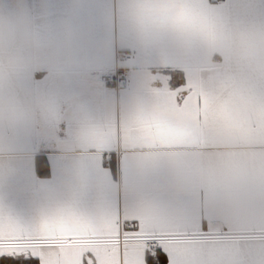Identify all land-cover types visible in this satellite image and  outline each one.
<instances>
[{
  "label": "crops",
  "instance_id": "1",
  "mask_svg": "<svg viewBox=\"0 0 264 264\" xmlns=\"http://www.w3.org/2000/svg\"><path fill=\"white\" fill-rule=\"evenodd\" d=\"M143 2L0 0V209L39 225L45 264L114 246L117 217L141 222L138 246L264 264V116L238 87L217 94L264 81V0H184L198 10L180 27Z\"/></svg>",
  "mask_w": 264,
  "mask_h": 264
},
{
  "label": "snow or ice",
  "instance_id": "2",
  "mask_svg": "<svg viewBox=\"0 0 264 264\" xmlns=\"http://www.w3.org/2000/svg\"><path fill=\"white\" fill-rule=\"evenodd\" d=\"M165 6H172L178 9L176 26H182L186 6L197 9L195 6L184 2V0H144L140 6L139 13L144 17L163 14ZM198 10V9H197ZM179 83V81H177ZM232 87H238L241 91L254 95L253 120L258 119L259 114L264 116V81H259L258 86L252 79H243L235 84L218 90L222 98L231 93ZM181 89V88H176ZM174 89V90H176ZM190 90V89H189ZM186 95V93L184 94ZM183 103V97L178 100ZM199 99H197V105ZM115 240L112 247L97 252L95 249H86L82 252L79 264H104V256L111 255L113 264H132L133 257L138 258V264H226L224 258L208 251L206 245L195 244L185 241L179 242L178 238L169 236L167 240L161 237H154L146 240L142 246H138L131 237L142 231V224L138 219H125L121 224L119 218H115ZM42 237L39 236V225L23 224L12 215L5 218L4 210L0 209V256L16 257L24 259L0 260V264H45V248L35 247ZM123 239V244L121 240ZM169 241H172L169 243ZM71 242V237H69ZM163 249V252L161 251ZM164 252L169 253L171 261L166 259ZM31 257V259H29Z\"/></svg>",
  "mask_w": 264,
  "mask_h": 264
},
{
  "label": "built area",
  "instance_id": "3",
  "mask_svg": "<svg viewBox=\"0 0 264 264\" xmlns=\"http://www.w3.org/2000/svg\"><path fill=\"white\" fill-rule=\"evenodd\" d=\"M215 1L219 2L220 0H215ZM131 58H132V55L123 56V60H126V61L130 60ZM128 73H129L128 68H120L118 66V59H117L115 63V68L113 69V71L109 75L103 78H104L105 83L113 87L114 91L117 92L120 89L126 88L127 82H126L125 77L128 75Z\"/></svg>",
  "mask_w": 264,
  "mask_h": 264
}]
</instances>
